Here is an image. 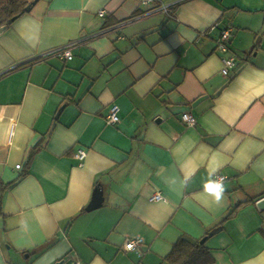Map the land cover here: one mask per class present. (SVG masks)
I'll use <instances>...</instances> for the list:
<instances>
[{
  "label": "crops",
  "instance_id": "0c3cea01",
  "mask_svg": "<svg viewBox=\"0 0 264 264\" xmlns=\"http://www.w3.org/2000/svg\"><path fill=\"white\" fill-rule=\"evenodd\" d=\"M32 2L0 32V264H163L181 238L264 264V0Z\"/></svg>",
  "mask_w": 264,
  "mask_h": 264
},
{
  "label": "built area",
  "instance_id": "2783aa9c",
  "mask_svg": "<svg viewBox=\"0 0 264 264\" xmlns=\"http://www.w3.org/2000/svg\"><path fill=\"white\" fill-rule=\"evenodd\" d=\"M159 11L169 14L171 12L169 5H163L158 8ZM99 17L105 16L104 10L98 11ZM231 39V30L229 28L222 29L219 31L218 37L215 39V50L221 55V73L223 76H229L230 72L235 68L236 66V57L233 54H229V44ZM72 45V44H71ZM55 55H57L61 59L70 60L72 58V52L70 50V45H66L60 49H57L55 52ZM182 120L187 126L195 125L196 120L193 116L186 113L182 115ZM106 122L110 125H116L119 122L118 117V107L116 105H111L108 111V114L106 116ZM86 156V150L85 149H78L77 152L74 154V158L81 162ZM20 165H16V169H20ZM215 179H222L225 180V176L223 175H215ZM149 200L151 202H159L162 200V196L159 192H155ZM262 230L264 231V220L262 222ZM142 244V240L140 238H128L123 243L122 249L126 252H134L138 255L142 254V251L140 249V245ZM71 264H81L78 261H73Z\"/></svg>",
  "mask_w": 264,
  "mask_h": 264
},
{
  "label": "trees",
  "instance_id": "16d2710c",
  "mask_svg": "<svg viewBox=\"0 0 264 264\" xmlns=\"http://www.w3.org/2000/svg\"><path fill=\"white\" fill-rule=\"evenodd\" d=\"M32 1L34 0H0V27L11 25L13 18L17 19L26 13L24 10ZM236 208L231 210L226 218L231 217ZM212 262L213 259L203 244L181 238L173 245L163 264H211Z\"/></svg>",
  "mask_w": 264,
  "mask_h": 264
},
{
  "label": "clouds",
  "instance_id": "9594fccd",
  "mask_svg": "<svg viewBox=\"0 0 264 264\" xmlns=\"http://www.w3.org/2000/svg\"><path fill=\"white\" fill-rule=\"evenodd\" d=\"M204 191L216 203L221 202L225 198L226 189L222 179L209 180L204 186Z\"/></svg>",
  "mask_w": 264,
  "mask_h": 264
},
{
  "label": "water",
  "instance_id": "95a60500",
  "mask_svg": "<svg viewBox=\"0 0 264 264\" xmlns=\"http://www.w3.org/2000/svg\"><path fill=\"white\" fill-rule=\"evenodd\" d=\"M34 2H31V4H29L26 8H25V12H29L31 10V7L33 6ZM16 18H13L12 21H14ZM7 26H1L0 27V32L3 31L4 29H6ZM256 207L262 211L264 210V197H261L260 199H258L255 203ZM89 209H93V208H89ZM203 243V240L200 241V244Z\"/></svg>",
  "mask_w": 264,
  "mask_h": 264
}]
</instances>
